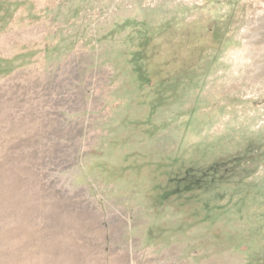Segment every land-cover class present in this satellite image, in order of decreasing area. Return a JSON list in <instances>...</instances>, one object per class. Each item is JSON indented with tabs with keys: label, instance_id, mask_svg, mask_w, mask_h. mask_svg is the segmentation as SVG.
Listing matches in <instances>:
<instances>
[{
	"label": "rangeland",
	"instance_id": "obj_1",
	"mask_svg": "<svg viewBox=\"0 0 264 264\" xmlns=\"http://www.w3.org/2000/svg\"><path fill=\"white\" fill-rule=\"evenodd\" d=\"M141 32L157 93L123 70ZM263 260L264 0H0V264Z\"/></svg>",
	"mask_w": 264,
	"mask_h": 264
},
{
	"label": "trees",
	"instance_id": "obj_2",
	"mask_svg": "<svg viewBox=\"0 0 264 264\" xmlns=\"http://www.w3.org/2000/svg\"><path fill=\"white\" fill-rule=\"evenodd\" d=\"M205 31L211 36L213 41H218L219 44L225 40V35L223 33L221 24L216 19H211L208 22ZM139 38L140 42L142 41L144 45L139 49V51H137V54L136 52L131 53L128 61L123 64V70L125 72L130 73L137 72L142 75L139 81L140 90H146L149 93H157L160 90L157 89V83L155 82V78L153 77L152 73L148 70V66L150 64H146L151 61V58H153L151 54H148L146 52V45L148 43L147 41L153 39L149 38L148 34L145 32L139 33ZM200 61L201 60H199V62ZM160 67H163V65ZM192 68L195 69L198 68V66L196 65ZM158 72L162 73L161 68L158 69ZM158 72H156V74H158ZM170 76L173 77L174 75L171 74ZM164 81L167 86L171 87V89L167 91V93H165L166 97L172 95L173 91L183 84V80ZM160 106V103H156L154 104V109L157 110ZM236 158L239 159L240 157H235V159ZM235 159H231L223 163L215 162L214 164L207 166L188 167L180 170L174 175H171L168 178L167 183L159 189V197L157 199V204L159 206H164L165 202L168 199L175 196H181L186 198L196 197L197 199H200L201 196L199 195V193L201 194L202 191H207L210 190V188H213L215 181L220 176H224V174L226 175L228 173L229 169L227 167L229 166V164H231L230 167L235 166ZM260 263L264 264V260Z\"/></svg>",
	"mask_w": 264,
	"mask_h": 264
}]
</instances>
